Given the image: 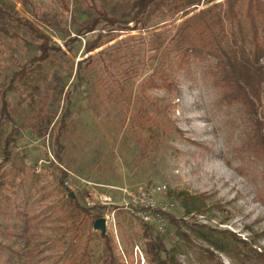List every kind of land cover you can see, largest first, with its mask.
I'll return each mask as SVG.
<instances>
[{
    "label": "rangeland",
    "instance_id": "374dc122",
    "mask_svg": "<svg viewBox=\"0 0 264 264\" xmlns=\"http://www.w3.org/2000/svg\"><path fill=\"white\" fill-rule=\"evenodd\" d=\"M30 1L33 12L24 0H0V7L30 20L62 51L30 65L37 40L14 22L0 30V89L20 65L31 67L6 96L12 118L4 133L17 131L0 184L3 260L100 264L106 250L93 222L104 218L117 264H147L139 229L146 216L173 263L264 264V159L246 144L245 109L225 104L209 74L224 47L250 51L246 0L236 5L240 25L224 19V0H158L140 23L110 30L101 22L73 42L64 30L73 37L94 14L92 4L127 20L133 0ZM257 27L262 35L263 19ZM98 35L101 45L87 57L84 44ZM57 81L59 104L57 91L45 88ZM46 94L54 121L72 102L60 161L52 137H37L29 126ZM256 117L264 133V82ZM59 169L67 171V189ZM67 193L92 217L70 213ZM147 203L164 214L156 216Z\"/></svg>",
    "mask_w": 264,
    "mask_h": 264
},
{
    "label": "trees",
    "instance_id": "16d2710c",
    "mask_svg": "<svg viewBox=\"0 0 264 264\" xmlns=\"http://www.w3.org/2000/svg\"><path fill=\"white\" fill-rule=\"evenodd\" d=\"M24 1H27L33 12L31 1ZM93 1L94 0H91V2ZM157 1L158 0H133L131 10L127 13L129 16V19L127 20L123 18L124 15L120 17L110 16L105 11L97 9V7L92 4L91 7L94 14L79 23L73 37H70L71 34L69 31L66 29L64 30L67 40L68 42L77 40L79 36L94 31L96 26L101 22H104L105 25L109 26L110 30L116 29L114 27L122 23H140L142 22V16L148 10L149 6L155 4ZM199 1L200 0L192 1L191 4H199ZM238 2L239 0H224V19H228L230 22L240 25L241 20L239 19L238 13L241 12L236 8ZM61 3L64 6L66 5L65 0H61ZM244 16L247 18L250 25L252 42L250 51L247 52L244 47H241V50L239 51L235 50V47H224V49H221L218 54L219 58L216 61L215 68L211 69L209 74L214 77L213 83L219 88L221 99L225 104L232 105L237 103L245 109L247 116H249L251 120L250 133H247L246 144L252 151V154L264 159V133L258 128L259 122L256 117V107L261 102L264 82V30L263 34L259 35L257 27L258 19L264 20V0H246ZM36 18L40 19L45 24L54 25L56 27L60 26V23L56 18L46 17L45 15H36ZM188 21L189 20L187 19L184 23L187 24ZM9 22H14L16 25L24 27L29 34L37 40V49L39 53L30 59V65L47 61L52 55L62 51L58 44L54 43L46 33L41 31V29L34 25L30 20L12 14L0 7V30L7 32V25ZM121 30L123 29L121 28ZM100 40L101 36L98 35L92 40H87L85 42L83 51L85 54H88L87 57H90L92 55L90 53L101 45ZM82 61L83 59L77 62L78 69L81 67ZM30 65H20L12 74L8 85L0 89V146L3 145L1 150L3 157L0 161V184L3 178L2 169L10 161L12 156L11 146L15 141L14 134L17 131V128L13 127L9 133H4V126L7 125L12 118L6 96L9 91L15 90L17 85L31 73ZM54 79L59 81V77H54ZM78 79H81L79 73ZM58 81L56 84L48 83L45 88L57 91L54 98H57V103L59 104L61 102L60 99L63 89L58 88ZM164 82H166L165 79ZM166 85L168 86V83H166ZM37 90L39 91L38 86H35L34 91L37 92ZM33 95L34 94L31 93L32 97ZM50 96L46 94L42 97L38 109L35 110L32 119H30L29 126L37 137H52L54 143L58 146V149L55 151V156L56 159L60 161V151L63 149L61 140L67 133L66 119L71 114L72 102L69 99L64 102L60 109L61 112L59 117L54 121L51 109L48 108L49 103H47ZM59 170V183L63 189H67L65 184L67 171L63 169ZM67 199L70 204V213L76 212L77 214H81L84 218L92 217L91 208L80 205L70 193H67ZM116 209H118V207H114V210ZM142 209L144 210L143 207L140 208V210ZM149 210H151L156 216L164 214V212L158 208H150ZM139 229L141 230L143 251L146 256L147 264H178L173 263L167 257H163L162 254L166 252V247L163 242L162 234L154 228L153 224L143 219H139ZM101 238L103 239L106 255L100 264H117V258L114 253L115 244L113 236L107 233H101ZM4 249H6V247L0 243V264H18L16 262L18 258L17 256L9 258L6 261L3 260ZM84 255L87 260L88 256L86 255V252H84Z\"/></svg>",
    "mask_w": 264,
    "mask_h": 264
},
{
    "label": "water",
    "instance_id": "95a60500",
    "mask_svg": "<svg viewBox=\"0 0 264 264\" xmlns=\"http://www.w3.org/2000/svg\"><path fill=\"white\" fill-rule=\"evenodd\" d=\"M73 196L72 193H70ZM94 229H99L100 232L103 234L105 232V219L104 218H97L93 222Z\"/></svg>",
    "mask_w": 264,
    "mask_h": 264
},
{
    "label": "built area",
    "instance_id": "2783aa9c",
    "mask_svg": "<svg viewBox=\"0 0 264 264\" xmlns=\"http://www.w3.org/2000/svg\"><path fill=\"white\" fill-rule=\"evenodd\" d=\"M140 194H141V196H142L144 193H143V192H140ZM140 200L143 201V198H140ZM142 205L145 206V207H148V208H150V206H151V204H148V203L145 204V205H144V204H142ZM144 218H145V220H146L148 217L145 216V217H143V219H144Z\"/></svg>",
    "mask_w": 264,
    "mask_h": 264
}]
</instances>
